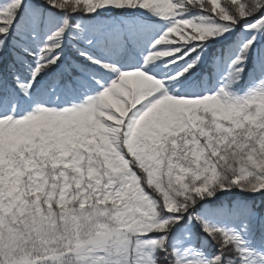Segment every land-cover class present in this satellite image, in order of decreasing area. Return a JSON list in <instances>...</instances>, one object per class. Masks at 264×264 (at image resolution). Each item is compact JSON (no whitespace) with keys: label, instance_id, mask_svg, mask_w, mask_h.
<instances>
[{"label":"snow or ice","instance_id":"obj_1","mask_svg":"<svg viewBox=\"0 0 264 264\" xmlns=\"http://www.w3.org/2000/svg\"><path fill=\"white\" fill-rule=\"evenodd\" d=\"M0 264H264V0H0Z\"/></svg>","mask_w":264,"mask_h":264},{"label":"rangeland","instance_id":"obj_2","mask_svg":"<svg viewBox=\"0 0 264 264\" xmlns=\"http://www.w3.org/2000/svg\"><path fill=\"white\" fill-rule=\"evenodd\" d=\"M222 3H223V0H222Z\"/></svg>","mask_w":264,"mask_h":264}]
</instances>
